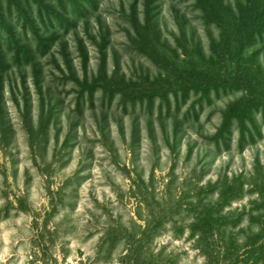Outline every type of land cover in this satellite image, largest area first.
I'll return each instance as SVG.
<instances>
[{"label":"rangeland","instance_id":"374dc122","mask_svg":"<svg viewBox=\"0 0 264 264\" xmlns=\"http://www.w3.org/2000/svg\"><path fill=\"white\" fill-rule=\"evenodd\" d=\"M40 1L49 11L45 16L31 0L23 8L37 35L21 36L13 7L14 21L6 23L30 62L14 66L9 55V68L0 73V264H119L122 241L109 262L106 246L98 245L108 227L140 236L148 216L145 185L159 203L193 201L200 186L224 174L249 177L256 163L264 166L262 109L244 122L251 137L233 115L224 138L215 137L231 104L264 96L262 10L252 8L262 34L242 50L238 67L231 63L236 40L226 29L239 30L236 5L244 0H218L237 19L222 30L207 17V0H91L81 16L68 6L65 14L55 0ZM259 2L262 8L264 0ZM60 14L68 26L56 24ZM95 76L143 80L154 88L153 102L146 93L124 109L118 97L109 102L100 91L93 102L87 92L79 97L84 81ZM158 77L166 82L149 85ZM50 108L44 139L37 132L39 115ZM241 131L249 142L240 151ZM207 196L217 199L214 192ZM255 197L244 195L225 211L248 207ZM192 219L183 209L173 220L186 226ZM246 226L244 220L240 228ZM43 228L55 232L53 246L48 237L45 244L37 237ZM259 244L255 253L219 248L218 264H264V240ZM149 247L163 250L168 264H207L188 230L176 235L171 223Z\"/></svg>","mask_w":264,"mask_h":264},{"label":"trees","instance_id":"16d2710c","mask_svg":"<svg viewBox=\"0 0 264 264\" xmlns=\"http://www.w3.org/2000/svg\"><path fill=\"white\" fill-rule=\"evenodd\" d=\"M30 0H0V31L5 32L6 35H0V73L9 66L5 63L7 57L12 61L11 65L22 66L23 64H29V56L27 55V47L15 40L9 33L7 21H14L12 18V8L17 11L15 24L20 22V28L22 33L21 36L25 37L27 31H31L37 35L35 28L33 27L31 18L24 16L23 8L28 4ZM37 3L36 12L40 7V16L49 12L47 8L42 6L40 0H31ZM53 1V0H49ZM207 17H211L210 22L217 23L220 29L224 28V22L228 20L227 24L235 22L237 19L230 17V7H223L218 0H207ZM55 4H58L59 9L66 10L67 14L68 6L71 10V15L81 16L84 11L83 7H92L93 3L91 0H55ZM5 5H7L5 9ZM258 0H244V4L241 6L239 3L236 5L237 10L240 11L238 14L241 24L237 32H230L226 29L231 36L235 37L236 40V56L232 59L231 63L236 65L241 62V52L244 50L250 42H252L255 36H261L262 26L259 18H251V11L262 10L264 13V6H259ZM43 11V12H42ZM244 13V14H241ZM8 14L11 16L8 17ZM263 15V14H262ZM19 18H23L24 21H17ZM56 24L61 27L68 26L69 20L64 19V14L55 15ZM47 20V19H46ZM248 22V24H247ZM46 24V22L43 21ZM44 24V25H45ZM71 26V25H69ZM244 29V31H243ZM224 34L222 33L223 38ZM230 39V38H229ZM228 39V40H229ZM2 40V41H1ZM226 45V42H223ZM137 50V49H136ZM238 52V54H237ZM145 53V52H143ZM148 54V53H145ZM151 58H153L151 56ZM237 65V66H238ZM239 67V66H238ZM97 76V75H96ZM93 77L90 82L86 80L83 83L81 94L82 97L87 92L88 99L93 102L94 94L97 91L101 92V99H108L112 101V97H118V103L123 105L125 109V103L129 102L131 106H134V100L139 99V95L142 98L146 93L152 98L150 102H153L152 93L155 92L152 89L146 87V83L143 80L140 82L134 80H128L121 78L117 79L115 76L108 80H102L100 76ZM148 82V79H146ZM162 82H166L161 77L156 78L152 84L156 85ZM167 84V83H166ZM159 89V86H158ZM167 89V88H166ZM165 89V90H166ZM177 90V89H176ZM175 90V91H176ZM173 90V92L175 93ZM167 92L161 93V98L166 99ZM260 110L264 112V96L262 99L252 96L241 97L239 101L231 104L225 111L224 120L220 126V131L215 136L216 139L224 138L223 134L228 130L231 124V115L235 116L239 125H243L248 135L251 137L249 129L244 124L245 120H252V111ZM52 108L46 111L47 113H40L39 115V126L38 131L40 137L46 136V130L51 123ZM1 112V111H0ZM44 115V116H43ZM34 132V131H33ZM32 132V136H33ZM257 133V132H256ZM252 138H249L251 140ZM69 142V138H65L64 146ZM249 142L243 131L240 133L238 149L241 151L244 148V144ZM254 173L247 177L244 174H239L229 179L227 175L220 176L215 182H208L206 186H200L195 194L196 199L188 201L186 198H179L177 200L171 199L164 203H159L154 200L152 196V189L145 185L143 191L145 196L143 197L144 202L148 206V216L144 220V228L141 230L140 236L137 237L135 231H129V228L122 226L108 227L105 231L103 239L98 245L101 249L106 246L107 257L105 262H109L110 257L115 248V244L122 241L124 243L125 254L119 257V264H168L170 261L168 256L164 255V251L161 250L158 253H154L150 249V244L154 239L165 229V225L171 223L172 231L176 235H182L184 229L188 230V239L194 240V247L198 249L202 256L206 259L207 264H218L220 259V249L226 248L228 251L233 249L239 251L242 248H248L247 253L254 252L258 249L259 242L264 240V166L256 163ZM216 193L217 199L215 201L206 200L207 195ZM244 195L256 196L248 201V207L243 206L241 210H229L232 203L240 201ZM149 198V199H148ZM150 202H149V201ZM185 206V208H184ZM185 209L186 212L193 214L192 221L186 226L177 225V221H174V216H178L180 212ZM246 220V228H240L243 221ZM256 228V229H255ZM135 229V228H134ZM234 229H238L236 232ZM55 232L50 229L43 228L37 235L40 240L48 237L50 246H53V239L55 238ZM239 235L242 236V241L239 240ZM42 244L39 242V245ZM173 264V263H171Z\"/></svg>","mask_w":264,"mask_h":264}]
</instances>
